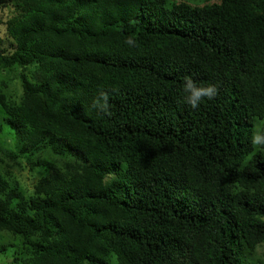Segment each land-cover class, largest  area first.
<instances>
[{"label": "trees", "instance_id": "16d2710c", "mask_svg": "<svg viewBox=\"0 0 264 264\" xmlns=\"http://www.w3.org/2000/svg\"><path fill=\"white\" fill-rule=\"evenodd\" d=\"M0 8V154L39 175L19 200L0 171L7 264H242L264 242V0Z\"/></svg>", "mask_w": 264, "mask_h": 264}, {"label": "rangeland", "instance_id": "374dc122", "mask_svg": "<svg viewBox=\"0 0 264 264\" xmlns=\"http://www.w3.org/2000/svg\"><path fill=\"white\" fill-rule=\"evenodd\" d=\"M185 1L193 2L194 0ZM7 12L8 11L6 8H0V16L3 21L7 17ZM3 31L4 24L0 23V38L5 35ZM0 76H3L4 78L10 80L9 91L10 93L14 92L15 94H17L19 90L18 80L16 78L18 76V70H6L4 72H1ZM1 114L2 110L0 109V115ZM260 125L261 122L258 121L255 127L259 128ZM0 171L6 179H9L10 185L18 197L16 199H28L30 197V195L33 193L34 185L39 176L38 172L32 171L29 165L20 158L10 159L8 157H3L1 154ZM0 194L3 193L0 192ZM19 241L20 239L13 236L10 232L0 231V264H7L10 262V260L12 259V245L18 244ZM258 259H262L264 261V242L259 245L253 253L246 252L244 255V261L242 258V264H253Z\"/></svg>", "mask_w": 264, "mask_h": 264}, {"label": "clouds", "instance_id": "9594fccd", "mask_svg": "<svg viewBox=\"0 0 264 264\" xmlns=\"http://www.w3.org/2000/svg\"><path fill=\"white\" fill-rule=\"evenodd\" d=\"M212 92H213V89L212 88H207V89H196V90H194L193 92H192V95L194 96V97H196L197 99L196 100H190L189 102L190 103H192V105H193V107H195L196 106V104H197V100L200 98V97H202V96H205V95H207V96H211V94H212ZM254 143H264V141H262L259 137H256L255 139H254Z\"/></svg>", "mask_w": 264, "mask_h": 264}]
</instances>
